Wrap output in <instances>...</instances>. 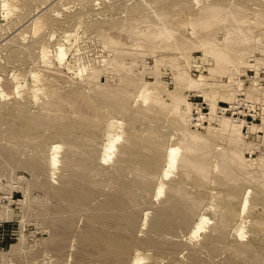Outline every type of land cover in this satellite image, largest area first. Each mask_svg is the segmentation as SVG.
Here are the masks:
<instances>
[{
  "label": "rangeland",
  "instance_id": "1",
  "mask_svg": "<svg viewBox=\"0 0 264 264\" xmlns=\"http://www.w3.org/2000/svg\"><path fill=\"white\" fill-rule=\"evenodd\" d=\"M49 1L50 0H8V2L10 3V9H11L9 11V14H6L5 10L1 11L2 9H0L1 11L0 12V85H2V87L0 86V91L3 89L5 93L7 92L9 93V94H6V96L8 95L6 97L4 95L1 96V92L3 91L0 92V264H53V262L56 259L57 260L60 259V261L63 260L65 264H76V263H79L80 261H82V264L84 261H86V263L88 262L92 263L93 261L94 264H99V263L116 264L117 262H121V263L126 262L128 264L131 257L136 252V250H139L141 253L145 254L146 256L147 260L144 259V262L145 261L146 262L142 264H149V263L151 264L152 263L153 264H264V193H262L264 192L262 191L264 190V188L262 187V190H260L261 188L259 187L261 184H257V183H262L261 179H264L261 173L256 172V174H258L259 176L262 175L263 178H259L258 175L254 176L255 174H253V178H252L251 176L252 174L251 175L249 174L251 177H249V175H245L241 179L247 180L246 178L243 179L246 176H248L249 179L250 178L252 179L247 180V181H242V180H239L240 179L239 176L241 177V175H239L237 178L238 181L234 180L236 182H230L232 180L227 179L229 180L227 182L225 178L223 179V181L222 179L220 180L222 176L220 175L219 172H217V170H215L214 172V169H213L210 172L211 175H209V178H207V180L205 179L206 181L202 180V182L201 181L199 182L198 178L195 177L197 175L196 173L192 172L191 176L188 173L186 174L185 172L183 173L184 169L182 168L181 163H177L175 166H172L177 169L175 168L173 169L172 167L165 166L169 164L168 156L165 151H164L165 154H163V152L162 153L160 152V154H163V156L161 155V157L163 158H160L159 152H152L151 155L149 152H147V154H149L148 162L149 160L151 161L153 160L154 162L156 161L155 163H152V162L149 163L150 165L158 164L159 162L157 158H159V160L161 159L160 161L161 164H158L160 166H158L159 168H157L158 171L156 172L157 174V177L155 178L156 180L154 179L156 183H153L152 185L153 187H151V189L149 190H142V189H139V187L138 189L134 188L133 190V188L131 187L132 188L131 191L135 193L137 200H138L137 202L138 205H136L133 208L135 209L134 213H136L134 217L136 215L138 216L136 217L138 221H135V224L137 223L138 224L135 225V228L133 229H130L125 225H122V223H120L121 225L119 223L115 224L117 225L115 227V225L111 226V224H113L115 219L117 218L116 214H118V212L114 213V212L108 211L109 209H103L104 207L102 206V204L105 203L104 201H106L105 200L106 197L108 196L110 192H112L110 190H112L114 186L122 187V188L129 186L127 184L131 183L132 178L130 177L131 176L133 177L132 172L128 170L127 172L124 173L125 176L124 174L123 175L117 174L118 176L116 175V177L114 176V177H111L110 179L105 176H101V177L99 176L98 178V176L96 175L95 176L91 175L92 177L88 175L89 176L88 178H92V180H97L98 182H100L99 184L95 186L92 185L91 187L94 189L98 188L100 190L99 192L98 189H96L98 191L97 192L93 189V191L95 192V194L94 192L93 194L94 195L97 194L98 198H96V196L94 197L93 195L92 198H94V200L91 198L89 200V204L88 203L80 204L79 202V203L72 204L75 207L71 208V203H74L73 201H75L76 196L70 191L69 188H67L68 190H66V187L61 188L64 185L60 182L61 178L57 176V175L63 174L61 173L63 171V166L62 167L61 165L58 166L57 170L54 171L51 169L49 165L46 166L47 165L46 164V165H43L44 167L43 166L38 167L37 171L35 172L36 165H34V168H33L32 167L33 165L31 164L32 161L28 164L27 162L29 161L26 162V159L29 158V160L30 159L33 160V158L36 156L37 157L39 156L37 159H40L42 157L40 155H42L43 151H44V154L47 155L48 151L46 149L50 150V148L53 146V143H57V144H54V146L55 145L57 146L58 144H60V142L62 144V145L60 144L61 146L64 145L65 142L64 143L62 142L63 141L62 138L56 135L57 133H59V125L40 126V127L38 126L35 128L31 127L30 129L27 130L26 133L22 135H18V137L20 136V140H18L19 141L18 144L20 145H18L17 142L13 144L14 141H17V139H19L18 137L11 138L13 132H19L21 130L20 127L18 126L21 122H26L30 114H33L39 111V107H41V105L43 104L42 99H45L46 97H47L46 99H48V97L51 95H54L51 97H55L56 94L58 95L61 94V95L66 96V95H70L68 93H72V95L70 96H72V98H77V96L73 97V94L78 93L79 97H81L78 100H81L84 98L83 99L84 101L88 100L90 101V104H93V102L91 101L95 100L93 98H95V93H96L95 84L96 83L100 85L102 84L105 87L106 86L111 87L112 85L114 86L119 85L121 82H119L120 78L118 77H120L119 74L121 72L118 73V71H121V70H119L118 67L113 66L112 59H114L113 57L115 58L118 57V56H115L116 54L117 55L122 54V53H119L118 51L116 52L118 48L122 50L123 48H126L128 49L127 52H129L130 54H128L127 52H126L127 54L123 53L124 55H126L124 56V60H126L124 62H127L126 64L127 66L129 62V60L127 59H130L131 57H133V59H130V60L131 61L133 60L135 64L138 62L136 65L134 63H131L130 65H132V68H134L133 70H135V72L140 71V74L139 73L138 74L141 76L139 75L138 76L142 78L141 81L143 82L141 83V85H148L147 84L148 82L156 83L157 81H154V80H159L158 81L159 84L160 82L161 84L162 83L165 84L161 86H166L165 89L162 87L165 90L163 93V96L166 94V91H168L169 89L173 90L176 87H180L179 90L181 94L185 97V100H188L192 103L193 102L196 103V105L193 103V106H191V110H190L191 115H197V111H199V110H196L197 108L198 109L200 108V111L202 112H208L209 104H208V101L206 102L204 96L200 95V92L198 90L192 89L190 87L188 88L184 86L185 84L177 86L176 82L178 81V79L176 78L177 77L176 73L178 70H180L179 68L183 67L187 71V73L191 76H196L199 78L200 77L207 78L209 81L213 82V84L218 82L217 83L218 86L217 84L216 86L212 84L214 87L212 88L209 87L210 89L206 88V90H208L209 93L211 92V90H213L212 93H210V95H213L214 99L216 100L217 110L219 114H221L222 116L224 115L231 116L232 119L233 117H235V119L238 118L237 120H240V118L245 119V124H244L245 126H242V129H241V131L243 132L241 137L244 138V141H242L243 139L241 138L240 139L241 141L239 140L240 142L237 143V145L239 144L238 149L241 150L242 152V158L245 159L244 160L245 162L247 161L246 164L248 163V167L249 165L252 166L253 172H255L256 170H258L256 167H258L259 164L257 163L258 161H260L259 159H261L259 157L264 156V141H263L264 133L261 130L251 136L250 134L246 133V130H247L246 124H252V123L261 124L264 122V19H263L264 18L263 17L264 0H200L199 5L201 6L203 5V3L205 5L213 4L214 1H218V3L215 2L214 4L224 5L223 6L224 9L221 7V9L223 10L222 12L220 10V13H222L223 16H226V13L227 15L231 14L230 17L232 20H234L233 22H230L231 19H229L226 16V20L229 19L230 21H225V22H229L228 26H230L231 27L230 29H232V34H231L230 39H232V41L234 39L235 40L239 39L237 41H234V43L235 42L238 43L236 45L238 49H240V46H241L242 53H243L242 48H246L244 49L245 50L244 52L246 53L238 55V57L241 58V59L238 58V60H236L237 58L233 57V56H236L234 55L236 52H234V54H232V52L228 53V56L229 57L232 56L233 58L230 57V59H232L231 61H223L225 62V64L223 65V68L218 67L222 65L223 62H216V59L213 57L211 53L209 52L204 53L203 50L199 49L198 47H195L197 45H194V44H199L200 42H202V39L204 37L203 35H206V36L214 35V37L218 40H215L212 38V41L215 40L216 42L221 41V39H224L223 35L226 34L225 32L229 31V27L227 26H225L227 28L223 27V25L227 24L222 21L223 18H221V20H218L216 22L217 24L212 23L213 24L212 25L211 23H209L210 26H208L207 24L206 25L207 27H205V25L203 26L204 28L199 27L200 30L198 33L189 31L190 29H188L187 27L188 24L186 23H185L186 26H182L184 22H186V20L187 21L189 20L190 18L189 15H191L192 13V11L188 12L189 7L191 10L192 9L197 10L199 7H201L199 5L198 6L196 5V7L198 8H196L195 6L191 8V6L185 5L187 4V2L189 5H192L196 3L195 0H191V1L182 0L184 1L183 7L182 5L181 6L179 5L171 6V3L172 5L178 4L179 0H168L169 2H167L166 0L165 1L158 0L159 2L157 0H60V1L51 0L50 2ZM56 1L57 3H55ZM162 1L166 2L167 5L164 4L165 5L164 6L162 4L164 2ZM0 2H1L0 8H3V5H2L3 0H0ZM44 4H47V5H44ZM159 4L163 5L161 6L162 8H159ZM239 4L242 6H240ZM166 7L167 8L172 7L173 9H175L174 7H181V9L177 8L175 9L176 11L173 10L172 8L169 9L168 10L169 13H171L173 16H171V14L167 15V12L163 13L164 16L162 14L160 16L162 18L163 17L165 18L166 17L165 15H167L166 18H168L167 19L168 21L166 20V18L164 20L162 18L161 19L159 18V20H162L160 22L158 20V17L160 16L156 17L155 14L156 13L158 14V10H160L159 12H161L162 11L161 9L163 8H165L164 11H166L167 10ZM244 7L246 8L244 9ZM157 8L158 10L154 11ZM231 8L232 10H234L235 8H240L239 10H241L242 8L243 10L238 11V9L237 10L235 9L236 11L231 12V10H229ZM142 10H144V12H142ZM170 10L174 11L173 13H176V14H173L172 11ZM196 10L194 11L196 12ZM145 11L148 13L149 16L146 15V17L144 18L145 14L143 13H145ZM237 11L239 14L236 13ZM138 12H141V13H138ZM154 12L155 14H152ZM1 13L4 15L2 16ZM139 14H142V15L139 16ZM232 14H237L239 16L243 14L244 17L241 16L243 17L242 19H244L243 22L241 21V18L240 20L239 19L235 20V17L237 19L238 16L232 15ZM133 15H135L134 17H136V19H139L137 21H140V23L139 22L136 23V20L133 19L134 18ZM34 16H37L39 18L42 17L40 21H43V23H46L45 25L43 23L42 24L40 23L41 25L40 24L38 25L39 26L38 28L40 29H38L36 33L34 31L36 30L37 27L34 28L36 24L34 25L35 21H33V18H32ZM232 16H235L234 19L232 18ZM2 17L4 19H2ZM24 17L27 19H25ZM172 17L174 18V20ZM176 17L178 19H175ZM128 18H131V19L129 20ZM245 18L247 21L245 20ZM149 20L153 22L150 24V26L152 25L157 28H153V27L151 28L150 26L147 27L149 24L146 22ZM175 20L178 22H176ZM181 20L182 21L185 20V21L183 23L179 22ZM235 21H239V22L236 23ZM128 22H130L131 24H129ZM154 22H157L158 24L155 23L154 25ZM221 22L223 24H221ZM15 23H16V26H15ZM121 23H124L125 26L124 24H121ZM132 23L137 24V27L143 26V23H146L147 24L146 28H143L144 26L141 27V30H142L141 32L145 35L137 31V29L139 28L134 27L133 29L132 27H130V25L131 26L134 25ZM160 23H163V25L166 26L169 32H167L165 27L164 28L160 27L161 26ZM175 23H179V25L178 24L176 25ZM233 23H235V25H233ZM112 24H116V27H113L114 25ZM118 24L120 25V27ZM159 24L160 26H157ZM239 25L243 29H241ZM235 26L237 29L239 30L241 29L240 31L243 30L242 31L244 32L243 35L247 34L249 38L243 39L245 35L241 37L239 36L242 34H238V36L240 37L238 38L237 34L235 35L234 33L235 29L233 27ZM159 27L161 28L162 31H166L165 32L166 34L168 33L169 35L168 38L166 37L163 39L160 38L159 40L158 37H155L156 36L155 33L156 31L157 32L159 31L158 29ZM114 28H117V29H114ZM128 28L130 29L128 30ZM135 29L136 31H134ZM151 29H158V30L155 31ZM143 30L149 33L146 35V32H143ZM201 30H204V31L202 32ZM127 31L129 32V36L132 35V37L134 38L136 36H133V34H131L130 32L134 31L137 34L140 33V35L138 34V36L140 37L141 41L140 40L138 41V39H134L132 37H131L132 38L131 41H134V42L129 41L128 40L129 36L127 35L128 34ZM206 31H209L210 34ZM236 33H239V32H236ZM149 34L151 36L154 34L153 36L156 40L153 38V41H152L150 38H145L146 36L151 37V36H148ZM259 34H261L262 36ZM232 35H234V38H232L233 37ZM126 36H128V38ZM200 36L202 37L200 38ZM107 37H109L110 39ZM67 38H70V39L66 40ZM9 39H13V41ZM74 39H76L77 42L74 41ZM107 39L109 40L107 41ZM241 40L242 42L243 40L246 42L242 43ZM40 41L41 43H39ZM230 41L227 44L229 45L228 48L235 46L234 43L232 44L231 43L232 41L231 42ZM6 42L9 43V44L7 43L8 46L5 45ZM114 42H116V44ZM69 43L71 44V46ZM132 43L134 45H132ZM218 43H223V41L218 42ZM218 43H215V44L217 45ZM33 44H36L38 47L36 45L33 46ZM61 44L70 46V48H68L69 55L67 54V61H66L69 64V67L60 66L55 63V54H56L58 46ZM25 45H27V47H25ZM128 45L129 47H127ZM220 45L223 46L225 44L223 43ZM259 46L263 47L262 52L258 51ZM13 47L17 49L16 53L14 52L15 49L13 51ZM224 47H225L224 49L227 48L226 45ZM42 48H46L44 49L46 51L48 48L49 50L47 51V53L50 54L51 57L48 58L46 57L45 54H42L43 53L41 50ZM237 48L235 49L234 47L235 50H237ZM136 49L137 50L139 49L138 51L140 52H138ZM12 51L15 54H12L11 53ZM134 52H136L137 55H133L135 54ZM170 54L174 57L172 58ZM181 54H185V56ZM142 55L144 56V58ZM242 55H244V57ZM121 56L123 55H120V57ZM135 56L136 58L138 57L137 59L138 61L134 59ZM159 56H161V58ZM166 56L169 58H167ZM107 58L108 60L105 61V59ZM166 58L169 59V61ZM170 58L172 60H170ZM74 59H76V61ZM174 59L175 60L177 59L176 62ZM166 61L167 63H170V65L165 63ZM186 61L190 63L189 66ZM108 62L110 63L108 64ZM174 62L177 63L178 65L174 64ZM252 62H254V64ZM171 63H173L174 65ZM216 63L219 65H216ZM251 63L253 65H249ZM184 64L187 66H184ZM72 65L73 66L75 65V66L72 67ZM214 65L217 67L214 68L215 67ZM81 66L82 67L87 66L86 67L87 73L85 71L83 72V74L82 72H79L81 71L80 70L82 68ZM173 67L178 68V70ZM149 69L150 71L147 72L146 70H149ZM216 69H219V70H216ZM88 70H91L92 73L89 72ZM34 72L38 74V77H39L38 80L32 77L33 76L32 74H34ZM88 72L90 73L89 76H87L89 74ZM141 72L143 73L141 74ZM80 73L84 76H81ZM154 73H155V76H154ZM79 74L81 77L78 76ZM157 74L159 75L157 76ZM91 77H95V78H91ZM157 77L159 79H156ZM13 78L14 79L16 78L19 81H21L20 83L22 84V87H23V88L20 87L21 96H19V94L17 95L15 92V89L13 88L16 85L15 83L16 80H14ZM89 78L94 79L97 82L91 81V83L92 82H95V83L94 84L88 83V81H90L88 80ZM253 78H255V80H253ZM251 82H254V83H251ZM220 83L221 84L228 83V84L227 85L224 84V86L222 85L220 86L219 85ZM90 84L94 86V88L92 89H95V90L89 89L91 88L89 87ZM23 85L24 86L26 85V86L24 87ZM37 86L38 88L40 87V89L37 91L38 93L37 92L34 93L35 92L34 88H36ZM82 87L84 88V90ZM21 88L24 90H22ZM80 88H82L81 92L78 90ZM34 94L37 96L36 97L33 96ZM16 95L19 98H17ZM91 96H94V97L90 98ZM32 97H35V98L38 97V98L36 100L35 98H32ZM25 98L30 101L27 103L28 107H30V108L27 107V109H29V112L27 111L26 113L23 110H19L13 113L12 112L13 109L10 107L14 108L13 105H16V104H12V103L20 102L21 103L20 106H19V103H17L18 106H15V108L17 109L18 107L20 109H25V106H27L25 105V103L27 102V100L26 102L24 101ZM164 98L166 101H168L166 95L164 96ZM222 99H227L228 101H223ZM83 100H81V102L79 101V103H83ZM88 101H86V103ZM135 102L134 100L131 99V103H133L134 105H137L136 107L133 105V108L134 107L137 108L138 106H140L139 105L140 101L139 103L138 101H135ZM3 105H6V106H3ZM79 105L80 104H77L76 106H79ZM219 105L222 107H229V110L222 112ZM86 107H92V106L87 105ZM107 108L108 107L106 105H103V106L101 105L99 109H96V111L100 112V113L98 112L99 115L95 114L96 111L93 114L94 116L95 115L98 116V118L95 117L94 121H95V126H98V129L97 130L95 129V131L98 132V134H100V136L98 135L99 136L98 140L100 143H106V141L108 142L111 135H118L119 133L123 135H126V133L130 134L129 130L131 131L132 135H134L133 133L136 134L139 131L142 132L141 135L143 134L146 135L147 131H144V129H148V128L156 129V131L158 128H160L159 130L161 131L159 132H163L161 134H163V136L165 134V136L163 137L161 134H156V135L154 134L155 136H157L154 139L157 140L158 137L161 135L159 139L166 140L165 141L167 142L165 143L166 148H170L172 146L173 144L172 140L174 141L176 140L178 142L180 139L178 137V136H181V134L178 135V133L180 132L179 129L176 130L174 126L173 128H169L170 126L169 127L166 126V125H169V123H166V121L169 119L171 120L173 117V114L171 117L170 113L169 114L167 113V111H169L168 109L165 110L166 113L165 112L164 114L161 113L163 114V116H161L160 114L161 118H145L144 119V117H141L140 119L139 118L140 116H130V115H133L132 112L131 114H129L130 112L129 113L120 112L119 110H116V109L112 110L113 108L111 107H109L110 110L108 109L109 111H111L109 112ZM126 114H129V115L126 116ZM76 117H79V116H76ZM76 117L67 119L66 122L71 123V124L78 123L80 119L85 118V117L83 118V116L82 117L80 116L81 118H76ZM131 117L133 118L131 119ZM134 117H135V120L137 121L133 120ZM136 117L139 118V120L136 119ZM129 119H131L132 121L131 120L129 121ZM27 125L29 126V124ZM209 125H210L209 122L205 119L202 120L201 124H194L190 120H188V124L186 127L190 131H194V132L196 131L200 134H205L208 128H211L212 130L215 131L216 129L213 127H217V128L219 127L218 122L216 121L211 123V125L213 126L209 127ZM17 134L18 133H16L15 135ZM49 135H52V136H49ZM141 135H139V137ZM53 137L54 138L58 137V138L54 139ZM36 139L43 142L42 144H44L43 146H45L44 147L45 149L41 147L42 145H40V147L38 146L36 147V148H39L40 150L35 149L34 145H36V142H34L35 143L34 144L33 141H35ZM43 139L46 142H44ZM220 139H223V140H220ZM56 140H59V141L57 142ZM27 141L29 145L26 143ZM29 141L32 143H30ZM212 141L213 142L209 144L212 146L208 147L209 151L208 150L207 151H208V155H211V157L209 156L208 159L210 160L212 159L211 164L214 165L215 162H217L216 159H218L216 158V155H218L217 153L220 152L219 149L222 148L223 146H224L223 149H229L234 144H230V142L228 143V141L224 139L222 135H214ZM121 142L119 141L117 145L119 146ZM37 143L39 142L37 141ZM11 144L14 146L18 145L19 148H17V146L14 147ZM50 144L52 146H50ZM20 146L23 148L21 149ZM30 146H33L34 149L31 150ZM65 147H67V145L63 146L64 149ZM26 148H28V150L30 151L28 152ZM59 149H62V148H59ZM99 149H100L99 147L98 149H96L98 154L100 153ZM24 150H27V151H24ZM36 150H38L39 154L40 153L41 154L40 155L37 154L38 152ZM66 150L63 151L62 149V151L59 152V154L64 155L62 153L66 152ZM33 151L36 152V156H33L34 153H31ZM117 151H119V148L118 150L114 152L112 156L113 157L112 159L114 160H116V158L118 157ZM214 152L216 155L214 154ZM153 153H156V154H153ZM157 153H158V157H156ZM209 153H212V154H209ZM154 155L156 158L153 157ZM94 158H96L97 160ZM37 159L34 158L35 161H37ZM59 159H62V157H59ZM112 159L109 160L110 162L108 161L105 162V161L99 160V157H96L95 155L94 157H91L89 164H91L90 166H93V165L98 166L95 169L100 168V169L105 170L106 168H108V169H111L112 171L113 163H114V160ZM24 161L26 163H24ZM32 163H35V162H32ZM59 164L61 163L59 162ZM29 166H31L32 168ZM26 167H28L29 169ZM46 167L48 168V170H46L47 169ZM160 167H163L161 170L162 172L159 170L161 169ZM250 168L249 170H251ZM108 169H106L105 171H110ZM165 170L166 171L168 170V172H170L171 170V173H168L169 175L164 176L163 171ZM52 171L54 174L52 173ZM253 172H250V173H253ZM36 173L40 175L38 176ZM58 173H61V174H58ZM171 174H173V176ZM194 174L195 176H193ZM44 176L47 178L45 179ZM254 177L256 178L258 177V179H260L261 182H258V180H255L256 178ZM42 178L43 180H41ZM49 179L51 182L49 181ZM58 179L60 181H58ZM169 179H172L173 181L171 180L169 181ZM79 180H81V182H84V183L86 182L85 179H79ZM194 180L198 182H195ZM161 182H163V184L165 185V190H164L165 193L164 192L159 193V189H157ZM175 182L177 183V185L174 184ZM170 184H173L171 186L175 185L179 187L178 189L184 190L183 192H186V193H187V190H190V192L187 193V196H190L189 197L190 199L194 198V196L195 197L197 196L196 197L197 200H201V201H198L199 208L197 207L198 209H196L195 213L199 212L201 216L209 217V219H207L206 217V220L208 221H206V223L204 221L205 224L202 221V226L205 227V230H204V227H202V230L201 229L195 230L192 227L194 226L195 223H197V221L201 217L198 213L196 215L194 213L195 218H193L194 215L191 214L190 216L192 218H189V217L187 218L189 219L188 222L186 223L187 225L183 224L181 222L183 220L182 218L183 216L181 214L185 210L184 205H181V204L173 205L170 202L168 203V208H170L171 212L176 215V218H173L170 222L171 223L170 226L164 229L167 231L162 230L159 232L157 230H154V228L157 226V223H158L156 222L158 221L157 216H156L157 210L160 207H162V204L164 203V201L167 200V197L169 195L167 191L170 192L169 191ZM195 184L196 185L198 184V185L196 186ZM96 186H99V187H96ZM45 187L47 188L46 189L47 191L45 190ZM232 188L237 190L238 193L240 192V194H238L239 196L231 197L230 191L232 190ZM138 191L140 193H138ZM257 191L258 193H262V195L256 194ZM45 192H48V193H45ZM50 192L51 194H49ZM171 193L170 195H174L172 191ZM46 194L47 196L44 197ZM55 194H57V196ZM256 195H258V197ZM246 196L248 197L249 201L247 203V206L244 207V200ZM47 197L48 198L51 197L52 199L51 198L48 199ZM34 198L36 199L34 200ZM168 198H171V197H168ZM45 199H46V202H45ZM69 199L72 201H67ZM100 199L104 201H98ZM63 200L67 201L68 203ZM51 202L53 203L51 204ZM99 202L100 204H98ZM55 204H58V205H55ZM42 205H47L49 209L51 210L53 209L54 212L53 213H50L51 211L48 213L42 212L41 210ZM99 205L101 208L99 207ZM68 208L71 210H69ZM62 209L63 210L65 209V211H67V215H64L66 212L65 211L63 212ZM76 209L78 213L75 212ZM126 210H129V208ZM3 211H5V213ZM55 211H59V212L62 211L63 214L62 213L60 214L58 212L56 213ZM106 211H108L109 214ZM2 213L4 216L1 215ZM8 213H12V215H9ZM111 213L113 215H110ZM154 213L156 217H154ZM62 215L64 216L62 217ZM184 215L186 214L184 213ZM223 215L226 217L225 220L224 219L223 220L226 221L228 227L226 228L224 227L225 231L223 229L224 232L221 231L222 233H220V231L216 232L217 230L214 229L216 224L214 223H217L219 220H221L219 222V225L223 224L224 226H226L225 222L222 220V217L224 218ZM113 216L115 217V219ZM107 222L109 223V225H106L108 224ZM190 223H192V226ZM212 224H214V226ZM156 228L158 229V227ZM191 229L192 230L194 229V231L192 232ZM210 229L211 231L209 232ZM168 231L172 232L173 234L171 235V233H168ZM20 233L22 234V238H20L21 236ZM151 238L154 239L153 242H151L152 241ZM190 238H192L193 240ZM15 243L21 244V245L17 244L19 245L17 246L18 248L16 247L15 249L17 252H9L11 249L10 248L11 245ZM236 244H237V247H235ZM247 244L249 247L246 246ZM238 245L241 247V249L247 248V250H244V251L242 250L243 251L242 252ZM107 248L109 250L113 249L112 252L110 253L108 252L106 254L105 251ZM235 248H237V250H235ZM106 256L107 257L111 256V257L108 258L107 260ZM99 258L101 259V261L99 260ZM60 261H58L59 262L58 264H61ZM103 261L105 262L103 263ZM107 261H110V262H107Z\"/></svg>",
  "mask_w": 264,
  "mask_h": 264
},
{
  "label": "bare ground",
  "instance_id": "2",
  "mask_svg": "<svg viewBox=\"0 0 264 264\" xmlns=\"http://www.w3.org/2000/svg\"><path fill=\"white\" fill-rule=\"evenodd\" d=\"M51 1V0H50ZM49 1V2H50ZM60 1V0H59ZM158 1V0H157ZM165 1V0H164ZM164 1H162V2H164ZM167 2H169L168 0H166ZM186 1V0H185ZM191 1V0H190ZM196 1V3H194V4H192V5H189L188 4V2H187V4H185V5H188V6H191V8L193 7V6H195L196 7V5L198 6L199 4H200V0H195ZM9 2H11V1H9ZM8 2V0H3V3H2V5H3V8H0V9H2L1 11H4L5 10V12H6V14H9V11L11 10L10 9V3ZM159 2V1H158ZM174 2V1H173ZM184 1H182V0H179V3L178 4H175V5H172V3H171V1H170V3H171V6H176V5H179V6H181L182 5V7L184 6V3H183ZM205 2V1H204ZM207 2V1H206ZM215 2H217L218 3V1H214V3ZM1 3V2H0ZM27 3V2H26ZM48 3V2H47ZM55 3H57V1L55 2ZM175 3V2H174ZM173 3V4H174ZM177 3V2H176ZM208 3V2H207ZM211 3V2H210ZM207 4V5H205L204 3H203V5L201 6V5H199V6H201V7H196V8H198L197 10L196 9H190V7H189V9H188V12L189 11H192V13H191V15H189L190 16V18H189V20L187 21L186 20V22H184V21H179V22H184V24L182 25V26H186L185 25V23L186 24H188V29H190L189 31H192V32H196V33H198L199 32V30H200V28L199 27H201V28H204L203 26L205 25V27H207L206 25L208 24V26H210V24L209 23H213V24H217L216 22L218 21V20H221V18H223V22L224 23H227V24H225V25H223V27L224 28H227V27H229V31H227V32H225L226 34H224L223 35V37H224V39H221V41H223V43L226 45V49H224L225 47V45H220V44H223V43H218V42H221V41H215V40H218V39H216L215 37H214V35L212 36V35H208V36H206V35H203L204 37H203V39H202V42H200L199 44H194V45H197V46H195V47H198L199 49H201V50H203V52L205 53V52H209V53H211L212 55H213V57L216 59V62H223V61H231L232 59H230V57H232V56H228V53H231L232 52V54H234V52H236L234 55H236V56H233L234 58H237L236 60H238V58H240V57H238V55H241V54H244V53H246V52H244L245 50L244 49H246V48H242V50H243V53H242V51H241V46H240V49H238L237 47H236V45L238 44L237 42H235L234 43V41H237V40H239V39H234L233 41H232V39H230L231 38V34H232V29H230L231 27L230 26H228V23L229 22H225V21H230L229 19H231V14H228L227 15V13H226V16L229 18V19H227L226 20V16H223L222 15V13H220V10H221V12H222V10L224 9V5H222V4ZM235 3V2H234ZM49 4V3H48ZM52 4H53V2H52ZM163 5L164 4H166V2H164V3H162ZM246 4V3H245ZM26 5H28V4H26ZM30 5V4H29ZM44 5H47V4H44ZM163 5H160L159 4V8H162L161 6H163ZM167 5V4H166ZM170 5V4H169ZM168 5V6H169ZM218 5H220V6H218ZM236 5H238V4H236ZM240 5V4H239ZM0 6H1V4H0ZM25 6V5H24ZM41 6V5H40ZM93 6V5H92ZM141 6V5H140ZM165 6V5H164ZM233 6V5H232ZM240 6H242V5H240ZM11 7H12V5H11ZM52 7V6H51ZM88 7V6H87ZM86 7V8H87ZM139 7V6H138ZM186 7V6H185ZM194 7V8H195ZM221 7L223 8V9H221ZM237 7H239V6H237ZM37 8V7H36ZM140 8V7H139ZM167 8V7H166ZM172 8V7H171ZM171 8H167V10L166 11H164L165 10V8H163V9H161L162 11L161 12H159L160 10H158V8L156 9V10H154V11H157L158 10V14L156 13L155 14V12L154 13H152V14H155L156 15V17H158V16H160L161 14L163 15V13H166L167 12V15H170L171 13H169V9H171ZM175 9H177V8H179V9H181V7H174ZM229 8H230V6H229ZM243 8V7H242ZM241 8V10H243ZM246 7H244V9H245ZM255 8V7H254ZM173 9V8H172ZM175 9H173V10H175ZM184 9V8H183ZM226 9H228V8H226ZM236 10L238 9V11H241V10H239L240 8H235ZM232 10V8L231 9H229V10H231V12H233V11H236V10ZM138 10H140V9H138ZM194 10H196V12L194 11ZM258 10V9H257ZM0 11V12H1ZM22 11H24V10H22ZM30 11V10H29ZM129 11V10H128ZM170 11H172V10H170ZM176 11V10H175ZM238 11L236 12V13H238ZM256 11V10H255ZM142 12H144V10H142ZM174 11H172V13H173ZM224 12H226V11H224ZM228 12H230V11H228ZM4 13V12H3ZM22 13V12H21ZM20 13V14H21ZM24 13V12H23ZM26 13V12H25ZM28 13V12H27ZM43 13V12H42ZM81 13V12H80ZM130 13V12H129ZM131 13H132V11H131ZM137 13V12H136ZM138 13H141V12H138ZM147 12L145 11V13H143V14H145V16H144V18L146 17V15H148V13L146 14ZM169 13V14H168ZM255 13V12H254ZM258 13V12H257ZM2 14V13H1ZM134 14V13H133ZM173 14H176V13H173ZM223 14H225V13H223ZM239 14V13H238ZM263 14V13H262ZM4 14H2V16H3ZM22 15V14H21ZM34 15V14H33ZM38 15H40V14H38ZM135 15H137V14H135ZM135 15H133V17L135 16ZM140 15H142V14H139V16ZM167 15H165L166 17H167ZM232 15H237V14H232ZM256 15H258V14H256ZM17 16V15H16ZM49 16V15H48ZM149 16V15H148ZM164 16V15H163ZM171 16H173L172 14H171ZM176 16V15H175ZM238 16V18L236 19V17L235 16H232V18L234 19V17H235V20H240V18H241V21L243 22V20L244 19H242L244 16H243V14L241 15V16H243V17H241V16H239V15H237ZM252 16H253V14H252ZM255 16V15H254ZM7 17V16H6ZM19 17V16H18ZM35 17V18H34ZM34 17H32L33 18V21H35V23H34V25L36 24V26H34V28H36V30L34 31L35 33L37 32V30L38 29H40V28H38L39 26V24L41 23H43V21H40L41 20V18L43 17V15H42V17L41 18H39V17H37V16H34ZM129 17H131V16H129ZM133 17H131V18H133ZM165 17V18H166ZM224 17H225V19H224ZM256 17V16H255ZM263 17H264V15H263ZM262 17V18H263ZM20 18V17H19ZM22 18V17H21ZM25 18V17H24ZM131 18H128L129 20L131 19ZM159 18L161 19L162 17L160 16V17H158V20H159ZM164 17L162 18L163 20L165 19ZM173 18V17H172ZM258 18V17H257ZM262 18H260V19H262ZM2 19H4L3 17H2ZM17 19V18H16ZM25 19H27V18H25ZM31 19V18H30ZM29 19V20H30ZM39 19V20H38ZM48 19V18H47ZM134 20H136V23L137 22H139L140 23V21H137V20H139V19H136V17H134L133 18ZM141 19H143V18H141ZM168 18H166V20H167ZM175 19H178L177 17L175 18ZM186 19V18H185ZM187 19H188V17H187ZM264 19V18H263ZM18 20H20V19H18ZM24 20V19H23ZM127 20V19H126ZM173 20H174V18H173ZM180 20V19H179ZM245 20H246V18H245ZM39 21V22H38ZM49 21H50V19H49ZM48 21V22H49ZM142 21V20H141ZM155 21V20H154ZM160 22L162 21V20H159ZM159 21H157V22H159ZM168 21V20H167ZM176 21V20H175ZM234 20H232L231 19V21L230 22H233ZM241 21H240V23H241ZM247 21V20H246ZM256 21V20H255ZM254 21V22H255ZM258 21V20H257ZM262 21V20H261ZM20 22H22V21H20ZM29 22V21H28ZM132 22V21H131ZM143 22V21H142ZM157 22H154V25H155V23L156 24H158ZM176 22H178V21H176ZM236 23H238L239 21H235ZM245 22V21H244ZM13 23V22H12ZM17 23V22H16ZM16 23H15V26H16ZM25 23V22H24ZM27 23V22H26ZM129 24H131L130 22H128ZM127 23V24H128ZM138 23V24H139ZM146 23H148L149 25L147 26V24ZM146 23H143V26H138L137 27V24H134V23H132V24H134V25H130V27H132L133 29H134V27H137V28H139V29H137V31L138 32H140V33H142L141 31V27H143V28H146V26L147 27H149L150 26V24L151 23H153V22H151L150 20L149 21H147ZM218 23H220V22H218ZM252 23V22H251ZM23 24V23H22ZM40 24V25H41ZM44 25L46 24V23H43ZM121 24H124V23H121ZM146 24V25H145ZM160 24H161V26H160ZM159 25H157V26H160V27H162V28H166V26H164L163 25V23H160ZM176 25L178 24L179 25V23H175ZM212 24V25H213ZM221 24H223L222 22H221ZM11 25H13V24H11ZM112 25H114L113 27H116V24H112ZM119 25V24H118ZM231 25V24H230ZM233 25H235V23H233ZM43 26V25H42ZM124 26H125V24H124ZM225 26H227V27H225ZM232 26V25H231ZM240 26V25H239ZM239 26H238V28H239ZM14 27V26H13ZM21 27V26H20ZM119 27H120V25H119ZM123 27V26H122ZM121 27V28H122ZM151 28L153 27V28H157V27H155V26H150ZM158 28L159 29V31L157 32L156 30H158V29H151V30H155L156 31V33H155V37H158L159 38V40H160V38H168L169 37V35H168V33L166 34L165 32L166 31H162L161 30V28ZM11 28V27H10ZM112 28V27H111ZM199 28V29H198ZM234 29H235V35L237 34V36H238V34H242V35H239L240 37L241 36H244L243 37V39L244 38H249L248 37V35L247 34H244L243 35V33L244 32H242V31H240L241 29H243L241 26H240V30L239 29H237L236 28V26L235 27H233ZM24 29V28H23ZM22 29V30H23ZM114 29H117V28H114ZM130 28H128V30H129ZM237 29V30H236ZM122 30V29H121ZM147 30V29H146ZM150 30V29H149ZM166 30H167V28H166ZM207 30V29H206ZM226 30H228V29H226ZM231 30V31H230ZM13 31H15V30H13ZM20 31V30H19ZM134 31H136V29L134 30ZM134 31H132V32H130L131 34H133V36H136L135 38L134 37H132V35L131 36H129V32H128V36H129V41H131L132 40V38H134V39H138V41L140 40V37L138 36V34L140 35V33H135ZM202 32L204 31V30H201ZM143 32H146V35L149 33V32H147V31H144L143 30ZM167 32H169V30H167ZM206 32H208L209 33V31H206ZM236 32H239V33H236ZM240 32H242V33H240ZM101 33V32H100ZM108 33V32H107ZM106 33V34H107ZM152 33H153V31H152ZM151 33V34H152ZM22 34V33H21ZM143 34V33H142ZM141 34V35H142ZM170 34V33H169ZM210 34V33H209ZM263 34V33H262ZM70 35V34H69ZM143 35H145V34H143ZM154 35V34H153ZM152 35V36H153ZM172 35V34H171ZM197 35V34H196ZM259 35H261V34H259ZM71 36V35H70ZM128 36H126L127 38H128ZM139 38H138V37ZM148 36H151L150 34L148 35ZM145 37V38H150L152 41H153V38H154V36L153 37ZM212 36V37H211ZM233 37L232 38H234V35H232ZM238 36V38H240ZM262 36V35H261ZM12 37V36H11ZM110 37V36H109ZM109 37H107V38H109ZM132 37V38H131ZM202 36H200V38H201ZM15 38V37H14ZM212 38L213 39H215L214 41H212ZM70 38H67L66 40H69ZM110 39V38H109ZM109 39H107V41L109 40ZM133 39V40H134ZM155 39V38H154ZM259 39H261V38H259ZM9 40H11V41H13V39H9ZM39 40V39H38ZM156 40V39H155ZM199 40V39H198ZM220 40V39H219ZM232 42H231V41ZM246 40V39H245ZM10 41V42H11ZM37 41V40H36ZM74 41H76V39H74ZM74 41H73V43H74ZM128 41V42H129ZM141 41V40H140ZM231 42L232 44L234 43V47H235V49L237 48V50H235L234 49V47H231V48H228L229 47V45H227L228 44V42ZM31 42V41H30ZM33 42V41H32ZM68 42H70V41H68ZM77 42V41H76ZM131 42H134V41H131ZM241 42H242V40H241ZM243 42L245 43L246 41H244L243 40ZM242 42V43H243ZM7 43L8 42H6L5 43V45L6 46H8L7 45ZM37 43V42H36ZM39 43H41V41L39 42ZM43 43V42H42ZM109 43V42H108ZM115 44H116V42H114ZM130 43V42H129ZM139 43V42H138ZM193 43V42H192ZM215 43H218L217 45L215 44ZM240 43V42H239ZM9 44V43H8ZM13 44V43H12ZM30 44V43H29ZM70 44V43H69ZM77 44V43H76ZM136 44V43H135ZM231 44V45H232ZM16 45H18V44H16ZM34 45H36V44H33V46ZM39 45V44H38ZM114 45V44H113ZM132 45H134L133 43H132ZM230 45V46H231ZM14 46V45H13ZM37 46V45H36ZM41 46V45H40ZM45 46H47V45H45ZM44 46V47H45ZM58 46V45H57ZM70 46H71V44H70ZM70 46H67V45H64V44H61V45H59L58 46V48H57V51H56V54H55V63L57 64V65H60V66H65V67H69V64L66 62L67 61V54H68V48H70ZM217 46V47H216ZM220 46V47H219ZM222 46V47H221ZM12 47V46H11ZM16 47V46H15ZM23 47V46H22ZM25 47H27V45H25ZM29 47H30V45H29ZM38 47V46H37ZM117 47V46H116ZM124 47H126V46H124ZM127 47H129V45L127 46ZM219 47V48H218ZM34 48V47H33ZM14 47H13V51H14ZM30 49H32V48H30ZM44 49H46V48H42L41 50H42V54H45L46 55V57H51V55L50 54H48L47 53V51L49 50L48 48H47V51L46 50H44ZM126 50V51H125ZM132 50V49H131ZM137 50V49H136ZM139 50V49H138ZM137 50V51H138ZM234 50V51H233ZM241 52H240V51ZM11 52L12 54H15L16 53V51H17V49H15V53L14 52ZM29 51H31V50H29ZM40 51V50H39ZM119 52V53H122V54H119V55H117L116 53V55L115 56H118V57H113L114 59H112L111 61L113 62V66H116V67H118V69L119 70H121V71H118V73H120L119 75H120V77H118V78H120L119 80V82H121L119 85H112L111 87H105V86H103L102 84L100 85V84H98V83H96L95 84V89H96V93H95V98H93L94 96H91L90 98H93V99H95V100H92L91 102H93V104H94V102H95V104H94V106H93V104H90V101H88V100H83V99H81V100H83V103H79V101L81 102V100H78L79 98H81V97H79V95H78V93L76 94V93H74L73 94V97H76L77 96V98H72V96H70V95H72V93H68V94H70V95H58V94H56V96L55 97H51V96H54V95H51V94H53V93H51L50 95L51 96H49V97H51V98H49L48 97V99H46V101H45V99H42V105H41V107H39V111H37V112H35V113H33V114H30L29 115V117L27 118V121L26 122H21L18 126L20 127V131L19 132H13V134H12V137L11 138H14V137H18V135H22V134H24V133H26L27 132V130L28 129H30L31 127L32 128H35V127H40V126H50V125H59V133H57L56 135H58V137H61L62 138V142L64 143V145H67V147H65V149L63 148V146H61L62 144H61V142H60V144H58L57 146L55 145L54 146V144H57V143H53V146L50 144V146H52L51 148H50V150H48V149H46L47 151H48V153H47V155L46 154H44V151H43V153H42V155H40L39 154V152H38V150H36L38 153L37 154H39L40 156H42L40 159H37L38 157L36 156V152L35 151H33V152H31V153H34V155L33 156H36V157H34V158H36L37 159V161H35L34 160V158H33V160H29V158L28 159H26V162L27 161H29V162H27V164L28 163H30L31 161L32 162H35V163H32L31 162V164L33 165L32 167L34 168V165H36L35 166V168H36V170H35V172L37 171V168L38 167H42L43 165H46V166H50L51 167V169L52 170H57V168H58V166H60L61 165V167L63 166V171L61 172V173H63V174H61V173H58V174H61V175H57L58 177H60L61 178V181L58 179V181H60L64 186H60L61 188H65L66 187V190H68L67 188H69L70 189V191L73 193V194H75V196H76V199H75V201H77V202H75V201H73L74 203H71V208H73V207H75V206H73L72 204H75V203H79L80 202V204H86V203H88L89 204V200L93 197V195L95 194V192L93 191V189L94 188H91L92 187V185L93 186H95V185H97V184H99L100 182H98L97 180H92V178H88L89 176H91V175H96V176H98V178H99V176L101 177V176H105V177H107V178H111V177H116V175L117 174H120V175H123L125 172H127L128 170L130 171V172H132V174H133V177L131 176H129L130 178H132V180H131V183H129V184H127V185H129V186H127V187H125V188H122V187H117V186H114V188L112 189V190H110V191H112V192H110L109 194H108V196H107V194H106V201H104V200H98V201H104L105 203H103L102 204V206L104 207L103 209H109L108 211H110V212H114V213H117L118 212V214H116L117 216V218L115 219V217H114V219H115V221H114V223L113 224H111V226L112 225H115V224H120V223H122V225H125V226H127L128 228H130V229H133V228H135V225H137V224H135V221H138L137 219H136V217H138L137 215L134 217V215L136 214V213H134V210L135 209H133L136 205H138V200H137V197H136V195H135V193H133L131 190H132V188H133V190H134V188H137L138 189V187H139V189H142V190H149V189H151V187H153L152 185H153V183H156V177H157V174H156V172L158 171L157 170V168H159L158 166H160V165H158V164H161L160 163V161H161V159L159 160V158H157L158 159V164H154V165H150L149 163H155L153 160L151 161V160H149V162H148V159H149V154H147V152H149L150 153V155L152 154V152H159V155H160V158H163V157H161V155L163 156V154H165V152L167 153V156H168V163L171 165H165V166H169V167H172V166H175L177 163H181V166H182V168L184 169V171H183V173L185 172V174L186 173H188V174H190V176H191V174H192V172H194V173H196L197 175L195 176V174L193 175V176H195L196 178H198V181L200 182H202V180L204 181L205 179L207 180V178H209V175H211L210 174V172L214 169V172H215V170H217V172H219L220 173V175L222 176V178H220V180L222 179V181H223V179L225 178V180H227V179H229V180H232V181H230V182H236V181H234V180H237V178H238V176L239 175H241V177L239 176V180H242L241 178L243 177V176H245V175H251L252 176V178H253V174H255L254 176H257L258 174H256V172L257 173H261L262 175H263V177H264V156L263 157H259V158H261V159H259L260 161H258V163L257 164H259L258 165V167H256V166H254V167H256L258 170H260V171H258V170H256L255 172H253V168H252V166L251 165H249V167H248V163L246 164V162L244 161L245 159L244 158H242V152H241V150H239L238 149V145H237V143H239L241 140V136H242V131H241V129H242V126H245L244 124H245V119H242V118H240V120H237V119H235V117H233V119L231 118V116H228V115H224V116H222L221 114H219L218 113V110H217V103H216V100L214 99V97H213V95H210V93H212V91L213 90H211V92L209 93V91L208 90H206V88H209V87H214V86H216V84L218 83H215V84H213V82H211V81H209L207 78H202V77H196V76H191V75H189L188 73H187V71L183 68H179L180 70H178V68H176V67H173V68H176L178 71H177V73H176V75H177V79H178V81L176 82L177 83V86H180V85H184V86H186V87H190V88H192V89H196V90H198L199 92H200V95H203L204 96V98H205V100H206V102L208 101V104H209V111L208 112H202V111H200V108L198 109H196V110H199V111H197V115H191V113H190V110H191V106H193V103L192 102H190V101H188V100H185V97L181 94V92H180V90H179V88L180 87H176L175 89H173V90H168V91H166V96H167V99H168V101H166L165 100V98H164V96H163V93H164V89H165V87L166 86H161V85H165V84H161V82H160V84L158 83V81L159 80H154V81H157L156 83L155 82H148L147 84L148 85H141V83L143 82V81H141V77H139V76H141V75H139L140 74V71L139 72H135V70H133L134 68H132V65H130L131 63H134V61L132 60H130V59H133V57H131L130 59H127V60H129V62H128V65L126 66V64H127V62H124V61H126V60H124V56H126V55H124L123 53H126L127 51H128V49H126V48H123V50L122 49H117L116 50V52ZM121 51H123V52H121ZM135 51V50H134ZM143 51V50H142ZM258 51L259 52H262L263 51V47H258ZM51 52V51H50ZM53 52V51H52ZM138 52H140V51H138ZM146 52V51H145ZM181 52V51H180ZM128 54H130L129 52H127ZM126 53V54H127ZM135 54H133V55H137V53L136 52H134ZM142 53V52H141ZM146 54V53H145ZM50 55V56H49ZM69 55V54H68ZM120 55H123V56H121L120 57ZM150 55V54H149ZM169 55V54H168ZM171 55V54H170ZM174 55V54H173ZM176 55H178V54H176ZM181 55H184L185 56V54H181ZM180 55V56H181ZM41 56V55H40ZM43 56V55H42ZM139 56V55H138ZM143 56V55H142ZM172 56V55H171ZM170 56V57H171ZM243 57H244V55H242ZM45 57V56H44ZM45 57V58H46ZM81 57V56H80ZM154 57V56H153ZM158 57V56H157ZM160 58H161V56H159ZM167 57V56H166ZM174 56H172V58H173ZM229 57V58H228ZM232 57V58H233ZM242 57V58H243ZM253 57H255V56H253ZM43 58V57H42ZM112 58V57H111ZM120 58H122V59H120ZM140 58V57H139ZM143 58H144V56H143ZM167 58H169V57H167ZM166 58V59H167ZM176 58V57H175ZM178 58V57H177ZM210 58V57H209ZM54 59V58H53ZM79 59V58H78ZM82 59V58H81ZM135 60H137L138 59V57L136 58V56H135V58H134ZM155 59V58H154ZM158 59V58H157ZM199 59V58H198ZM241 59V58H240ZM253 59V58H252ZM72 60V59H71ZM75 61H76V59H74ZM106 60H108V58L107 59H105V61ZM144 60V59H143ZM156 60V59H155ZM168 61H169V59H167ZM170 60H172L171 58H170ZM175 60V59H174ZM173 60V61H174ZM177 60V59H176ZM176 60H175V62H176ZM201 60V59H200ZM50 61V60H49ZM69 61V60H68ZM138 61V60H137ZM164 61V60H163ZM190 61V60H189ZM146 62V61H145ZM157 62V61H156ZM155 62V63H156ZM160 62V61H159ZM174 62V64H177V63H175ZM187 62V61H186ZM49 63H51V62H49ZM80 63V62H79ZM110 62H108V64H109ZM138 63V62H137ZM136 63V64H137ZM158 63V62H157ZM165 63H167V61L165 62ZM188 63V62H187ZM193 63V62H192ZM253 64H254V62H252ZM249 64V65H253V64ZM81 64V63H80ZM88 64V63H87ZM135 64V63H134ZM133 64V65H134ZM135 64V65H136ZM167 64H169L170 65V63H167ZM171 64H173V63H171ZM173 64V65H174ZM186 64V63H185ZM184 64V66H187V65H185ZM189 64L190 63H188V66H189ZM225 64V62H223V64L222 65H220V66H218L219 68H223V65ZM55 65V64H54ZM153 65V64H152ZM178 65V64H177ZM200 65V64H199ZM216 65H219V64H217L216 63ZM75 66V65H74ZM73 65H72V67H74ZM143 66V65H142ZM150 66V65H149ZM181 66V65H180ZM204 66V65H203ZM215 66V65H214ZM64 67V68H65ZM71 67V68H72ZM78 67V66H77ZM82 67V66H81ZM87 67V66H86ZM85 66L84 67H82L80 70L81 71H79V72H82V74H83V72L85 71L86 72V70H87V68H86ZM104 67V66H103ZM112 67V66H111ZM146 67V66H145ZM217 66H215L214 68H216ZM138 68V67H137ZM149 68V67H148ZM151 68H152V66H151ZM186 68V67H185ZM196 68H198V67H196ZM212 68H213V66H212ZM68 69V68H67ZM78 69V68H77ZM89 69V68H88ZM103 69V68H102ZM147 69V68H146ZM172 69V68H171ZM234 69V68H233ZM72 70V69H71ZM98 70H99V68H98ZM98 70H96V71H98ZM136 70V71H137ZM152 70V69H151ZM173 70V69H172ZM216 70H219V69H216ZM232 70V69H231ZM260 70V69H259ZM69 71H70V69H69ZM77 71V70H76ZM89 72H91V70H88ZM116 71V70H115ZM142 71H144V70H142ZM147 72H149L150 71V69L149 70H146ZM175 71V70H174ZM234 71H236V70H234ZM88 72V73H89ZM93 72H95V71H93ZM157 72V71H156ZM245 72V71H244ZM87 73V72H86ZM92 73V72H91ZM139 73V74H138ZM143 72H141V74H142ZM234 73V72H233ZM74 74H75V72H74ZM81 74V73H80ZM80 74L78 75V76H80ZM81 74V76H84V75H82ZM98 74V73H97ZM175 74V73H174ZM33 76L32 77H34V78H36L37 80H38V74H36L35 72H34V74H32ZM90 75V73L87 75V76H89ZM139 75V76H138ZM159 74H157V76H158ZM230 75V74H229ZM255 75H256V73H255ZM257 75H258V73H257ZM80 76V77H81ZM86 76V75H85ZM154 76H155V73H154ZM98 77V76H97ZM91 78H95V77H91ZM175 78V79H176ZM230 78V77H229ZM259 78V77H258ZM14 79V78H13ZM156 79H159L158 77L156 78ZM231 79V78H230ZM14 80H16V85L13 87L14 89H15V92H16V94L18 95L19 94V96H21V94H20V87H22V84L20 83L21 81H19L18 79H14ZM88 80H90V81H88V83H91V81H96V80H94V79H88ZM253 80H255V78H253ZM150 81V80H149ZM97 82V81H96ZM25 83V82H24ZM93 84L95 83V82H92ZM91 83V84H92ZM155 83V84H154ZM251 83H254V82H251ZM257 83V82H256ZM90 84V86L89 87H91V88H89V89H91V90H95V89H92V88H94V86L93 85H91ZM214 86H213V85ZM225 84V83H224ZM224 84H219L220 86L222 85V86H224ZM228 84V83H227ZM227 84H225V85H227ZM260 84V83H259ZM27 85V84H26ZM25 85V86H26ZM1 87H2V85H0ZM24 86V85H23ZM24 86V87H25ZM87 86H88V84H87ZM217 86H218V84H217ZM261 86V85H260ZM12 87V86H11ZM164 89H163V88ZM259 87V86H258ZM23 88V87H22ZM21 88V89H22ZM83 88V87H82ZM82 88H80V89H78L80 92L82 91ZM217 88V87H216ZM216 88H214V89H216ZM35 89V92L34 91H32V92H34V93H36L39 89H40V87L38 88V86L36 87V88H34ZM133 89V90H132ZM210 89V88H209ZM11 90V89H10ZM22 90H24V89H22ZM77 90V91H78ZM83 90H84V88H83ZM233 90V89H232ZM1 91H3V92H1ZM0 92H1V96H6V94H9L7 91V93H5L4 92V90L2 89ZM76 92V91H75ZM93 92H95V91H93ZM23 93H25V92H23ZM38 93V92H37ZM28 94V93H27ZM64 94H66V93H64ZM16 95V97L17 98H19L18 96ZM85 95V94H84ZM8 96V95H7ZM6 96V97H7ZM29 96V95H28ZM33 96H37V95H33ZM83 96V95H82ZM223 96V95H222ZM35 97H32V98H35ZM28 98V97H27ZM38 98V97H37ZM37 98H35L36 100H37ZM90 98H88V99H90ZM29 99V98H28ZM34 99V100H35ZM76 99V100H75ZM87 99V98H86ZM131 99L132 100H134V102L135 101H138V103H139V101H140V106H138L137 108H135L137 105H134L133 103H131ZM16 100V99H15ZM22 100V99H21ZM26 98L24 99V101L26 102ZM78 100V101H77ZM223 101H228L227 99H222ZM19 101V100H18ZM76 101H77V103H76ZM86 101H88L87 103H86ZM24 102V103H25ZM28 102H30L29 100H27V102L25 103V105H27V103ZM17 103H19V106H20V102H17ZM17 103H12V104H16V105H13L14 106V108L13 107H10V108H12V109H10V110H12V112L13 113H15V112H17V111H19V110H23V111H25L26 113H27V111L29 112V109H27V107H28V105L27 106H25V109H20V108H18L17 107V109L15 108V106H18V104ZM41 103V102H40ZM39 103V104H40ZM137 103V104H138ZM30 104V103H29ZM77 104H80L79 106H76ZM135 104H136V102H135ZM195 105H196V103H194ZM232 104V103H231ZM87 105H90V106H92V107H86ZM103 106V105H106L108 108H107V110L109 109V107H111V108H113L112 110H119L120 112H130L129 114H131V112H132V114L133 115H130V116H140L139 118L141 119V117H144V119L145 118H161V116H163V114H164V112H165V110L166 109H168L169 111H167V113L169 114L170 113V115H171V117H172V114H173V117H172V119L170 120H167L166 121V123H169V125H166L167 127H169V128H173V126H174V128L177 130V129H179L180 130V132L178 133V135H180L181 134V136H178L179 138V141L177 142L176 140V143H175V141L174 140H172V142H173V144H172V146L170 147V148H166L165 146H166V144L165 143H167V142H165L166 140H161V139H159V137H161V135L163 136V134H161V133H163V132H159V131H161V130H159L160 128H158L157 129V131H156V129H152V128H148V129H144V131H147L145 134L146 135H141V133L142 132H138V133H133L134 135H132V133H131V131L129 130V132H130V134H127L126 133V135H123V134H118V135H111L110 136V138H109V140H108V142L106 141V143H100L99 142V136H100V134H98V132H96L95 131V129L97 130L98 129V126H95V117H97L98 118V116H94L93 114H94V112L96 111V109H99L100 108V106ZM133 105L135 106L134 108H133ZM203 105V104H202ZM3 106H6V105H3ZM30 106V105H29ZM96 106V107H95ZM98 106V107H97ZM234 106V105H233ZM219 107H220V109H221V111L223 112V111H228L229 110V107H222V106H220L219 105ZM232 107V106H231ZM7 108V107H6ZM28 108H30V107H28ZM79 108V109H78ZM85 108H87V109H85ZM94 109V110H92V109ZM103 108V107H102ZM106 108V107H105ZM78 109V110H77ZM85 109V110H84ZM89 109H90V111H89ZM83 112H82V111ZM100 110H102V109H100ZM110 110V109H109ZM108 110V111H109ZM164 110V111H163ZM118 111V112H119ZM161 111H163V112H161ZM91 112H93V113H91ZM98 112L99 111H96L95 112V114H98ZM109 112H111V111H109ZM117 112V111H116ZM116 112H114V113H116ZM233 112V111H232ZM235 112V111H234ZM100 113V112H99ZM161 113H163V114H161ZM166 113V112H165ZM129 114H126V116L127 115H129ZM160 114H161V116H160ZM99 115V114H98ZM73 116H79V117H76V118H81L82 116H83V118L84 119H80L79 121H78V123H68V122H66V120L67 119H71V118H75V117H73ZM81 116V117H80ZM129 116V117H130ZM133 117H131V119H132ZM139 118H137L136 117V119H138L139 120ZM131 119H129V121L131 120ZM203 119H205V120H207L208 122H209V127L210 126H213V125H211V123L212 122H214V121H216V122H218V125H219V127L217 128V127H213V128H215L216 130L214 131V130H212L211 128H208V130L206 131V133L205 134H200V133H198V132H194V131H190L186 126H187V124H188V120H190L192 123H194V124H201L202 123V120ZM75 120H77V119H75ZM133 120H135V117H134V119ZM143 120V119H142ZM72 121H73V119H72ZM132 121V120H131ZM135 121H137V120H135ZM75 122V121H74ZM77 122V121H76ZM119 122V121H118ZM120 123V122H119ZM147 123V122H146ZM27 124H29V126L27 125ZM76 124V125H75ZM191 124V123H190ZM98 125V124H97ZM247 125V130H246V133H248V134H250L251 136L253 135V134H256L258 131H263V133H264V130H263V128H264V122L263 123H259V124H255V123H252V124H246ZM78 126H80V127H78ZM172 126V127H171ZM96 127V128H95ZM177 127V128H176ZM102 130V129H101ZM158 132V133H157ZM16 133H18L17 135H15ZM103 133V132H102ZM104 133H106V132H104ZM144 133V132H143ZM245 133V134H246ZM138 134V135H137ZM156 134H161L159 137H158V139L157 140H155L154 138H156L157 136H155ZM55 135V136H56ZM99 135V136H98ZM102 135V134H101ZM139 135H141L140 137H139ZM214 135H222L223 136V138L224 139H226L227 141H228V143L230 142V144H234L231 148H229V149H223V147L222 148H220L219 150H220V152H218L217 154L218 155H216L215 154V152H214V154L216 155V158H218V159H216L217 160V162H215V164L214 165H212L211 164V161H212V159L210 160V159H208V157L210 156L211 157V155H208V147H210V146H212V145H209V144H211V142H213L212 141V139H213V137H214ZM48 136V135H47ZM49 136H52V135H49ZM54 136V137H55ZM105 136V135H104ZM164 136H165V134H164ZM163 136V137H164ZM243 136H245V135H243ZM23 137V136H22ZM40 137V136H39ZM46 137V136H45ZM53 137V138H54ZM58 137H56V138H58ZM138 137V138H137ZM19 139H17V141H14V143L13 144H15V142H17V144L19 143V141L18 140H20V136L18 137ZM31 138V137H30ZM29 138V139H30ZM41 138V137H40ZM47 138V137H46ZM45 138V139H46ZM56 138H54V139H56ZM166 138V137H165ZM23 139V138H22ZM33 139V138H32ZM31 139V140H32ZM53 139V140H54ZM243 140L242 141H244V138H242ZM263 139H264V134H263ZM12 140H14V139H12ZM28 140V139H27ZM30 140V141H31ZM44 140V139H43ZM168 140V139H167ZM220 140H223V139H220ZM240 140V141H239ZM25 141V140H24ZM23 141V142H24ZM29 141V142H30ZM37 141L39 142V143H37ZM48 141V140H47ZM57 142L59 141V140H56ZM119 141L121 142V144L118 146L117 145V143H119ZM264 141V140H263ZM22 142V141H21ZM34 142H36V145H34L35 146V149H39V148H36L37 146L38 147H40V145H42L41 147H43V149H45L44 147L45 146H43L44 144H42L43 142H41V141H39V140H35V141H33V143ZM40 142H41V144H40ZM44 142H46L45 140H44ZM51 142V141H50ZM103 142V141H102ZM27 144H28V141L26 142ZM25 143V144H26ZM30 143H32V142H30ZM169 143V142H168ZM242 143H244V142H242ZM247 143H249V142H247ZM246 143V144H247ZM22 144V143H21ZM24 144V145H25ZM35 144V143H34ZM99 144V145H98ZM171 144V143H170ZM213 144V143H212ZM12 145V144H11ZM18 145H20V144H18ZM18 145H15V146H17V148H19V146ZM29 145V144H28ZM46 145V144H45ZM169 145V144H168ZM12 146H14V145H12ZM14 146V147H15ZM22 146V145H21ZM20 146V147H21ZM27 146V145H26ZM26 146H24V147H26ZM100 148L99 149V151H100V153L98 154V152H97V150L96 149H98V147ZM14 147H12V148H14ZM167 147H169V146H167ZM23 147H21V149H22ZM59 148H62L63 149V151H65L66 150V148H67V150H66V152H63L62 154H64V155H61V154H59V152H61L62 151V149H59ZM117 148V149H116ZM118 148H119V151H117L118 152V157L116 158V160H114V159H112L113 157V154H114V152L116 151V150H118ZM240 148V147H239ZM27 150H28V148H26ZM30 149L31 150H33L34 148H33V146H30ZM20 150V149H19ZM27 150H24V151H27ZM40 150V149H39ZM208 150V151H207ZM211 150V149H210ZM243 150V149H242ZM22 151V150H21ZM30 150H28V152H29ZM165 151V152H164ZM41 152V151H40ZM160 152L162 153L163 152V154H160ZM46 153V152H45ZM97 153V154H96ZM21 154H23V153H21ZM43 154H44V156H43ZM59 154V155H58ZM153 154H156V153H153ZM209 154H212V153H209ZM96 155V157H99V160H101V161H105V162H110L109 160H114V163H113V169H112V171H111V169H108V168H106V169H108V170H110V171H105L104 169H95V168H97L98 166H90L91 164H89V162H90V159H91V157H94ZM98 155V156H97ZM215 155H214V157H215ZM28 156V155H27ZM31 156V155H30ZM29 156V157H30ZM59 157H62V159H59ZM73 157V158H72ZM74 157H76V158H74ZM153 157H155V155L153 156ZM156 157H158V153H157V156ZM155 157V158H156ZM74 159V160H73ZM88 159H89V161H88ZM94 159H96V158H94ZM97 160V159H96ZM154 160H156V159H154ZM210 160V161H209ZM94 161V160H93ZM167 161V160H166ZM25 161H24V163H26ZM59 162L61 163V164H59ZM95 162V161H94ZM102 163V162H101ZM164 163V162H163ZM166 164H167V162H166ZM252 164V163H251ZM253 165V164H252ZM179 166V165H178ZM178 166H176V167H178ZM29 167H31V166H29ZM31 167V168H32ZM44 167V166H43ZM60 167V168H61ZM106 167V166H105ZM105 167H103V168H105ZM251 167V168H250ZM26 168H28V167H26ZM47 168V167H46ZM161 169H159L160 171L162 170V168L163 167H160ZM173 169L175 168V167H172ZM249 168L252 170H249ZM29 169V168H28ZM40 169V168H39ZM44 169V168H43ZM43 169H41V170H43ZM166 169V168H165ZM175 169H177V168H175ZM181 169V168H180ZM46 170H48V168L46 169ZM60 170V169H59ZM103 170V171H102ZM168 170H169V168H168ZM168 170L166 171H163V175L164 176H167V175H169L168 173H171V170H170V172H168ZM255 170V169H254ZM32 171V170H31ZM40 171V170H39ZM115 171V172H114ZM41 172V171H40ZM162 172V171H161ZM250 172H253V173H250ZM44 173V172H43ZM47 173V172H46ZM50 173V172H49ZM52 173H53V171H52ZM114 173V174H113ZM173 173V172H172ZM37 174V173H36ZM51 174V173H50ZM54 174V173H53ZM127 174V173H126ZM217 174V173H216ZM38 176L40 175V174H37ZM89 175V176H88ZM159 175H161V174H159ZM162 175V176H163ZM172 176H173V174H171ZM177 175V174H176ZM249 175V177H251ZM262 175H258L259 176V178H263L262 177ZM46 176H47V174H46ZM118 176V175H117ZM124 176H125V174H124ZM163 176V177H164ZM189 176V175H188ZM45 177V176H44ZM53 177V176H52ZM58 177H56V178H58ZM92 177V176H91ZM178 177V176H177ZM212 177V176H211ZM249 177L248 176H246V177H244L243 179H247V180H250V179H252V178H250L249 179ZM47 177H45V179H46ZM54 178V177H53ZM254 178H256V177H254ZM40 179V178H39ZM51 179V178H50ZM50 179H49V181H50ZM79 179H85L86 180V182L84 183V182H81V180H79ZM94 179V178H93ZM155 179V180H154ZM159 179V178H158ZM37 180V179H36ZM41 180H43V178L41 179ZM54 180V179H53ZM165 180H167V179H165ZM173 181L172 179H169V181ZM180 180V179H179ZM205 180V181H206ZM225 180H224V182H225ZM229 180H227V182L229 181ZM247 180H242V181H247ZM255 180H258V182H261L260 181V179H258V177L255 179ZM262 180V183H257V184H261L260 185V187L259 188H261L260 190H262V187L264 188V179H261ZM155 181V182H154ZM162 181V180H161ZM195 182H198V181H196V180H194ZM238 181V180H237ZM51 182V181H50ZM165 182H167V181H165ZM182 182H184V181H182ZM223 182V183H224ZM56 183V182H55ZM60 183V184H61ZM171 183V182H170ZM186 183V182H185ZM61 184V185H62ZM169 184V183H168ZM175 185H177V183L175 182L174 183ZM228 184V183H227ZM57 185H58V183H57ZM171 185H173V184H170L169 186H170V192H168L167 191V193H169V195H168V197H171V198H168L167 197V200L166 201H164V203L162 204V207H160L158 210H157V213H156V216H157V219H158V221H156V222H158L157 223V226L156 227H158V229L155 227L154 228V230H157V231H162V230H164V229H166V228H168L169 226H170V222H171V220L173 219V218H176V215L174 214V213H172L171 212V210H170V208H168V203L170 202L171 204H173V205H179V204H181V205H184V212L181 214L183 217V220L181 221L183 224H186L187 222H188V220L189 219H187L188 217L189 218H192L190 215L192 214V215H194V213H195V211H196V209H198L199 207V205H198V201H201V200H197V196L195 197L194 196V198H192V199H190L189 197L190 196H187V193L188 192H190V190H187V193L186 192H183L184 190H180V189H178L179 187H177V186H171ZM196 185V184H195ZM198 185V184H197ZM196 185V186H197ZM157 186V185H156ZM194 186V185H193ZM257 186H259V185H257ZM96 187H99V186H96ZM132 187V188H131ZM59 188V187H58ZM91 188V189H90ZM181 188V187H180ZM47 188L45 187V190H46ZM60 189V188H59ZM58 189V190H59ZM96 189H98V188H96ZM96 189H94L95 191H97ZM104 189V188H103ZM157 189H159V193H162V192H164V190H165V185L163 184V182H161L160 183V185L158 186V188ZM182 189V188H181ZM61 190V189H60ZM154 190V189H153ZM234 190V191H233ZM257 190V189H256ZM44 191V190H43ZM47 191V190H46ZM49 191V190H48ZM98 191L100 192V190L98 189ZM97 191V192H98ZM102 191H104V190H102ZM171 191L173 192V194L174 195H170V193H171ZM232 191V192H231ZM230 191V194H231V197H235V196H239L238 194H240V192L238 193L237 192V190H235V189H233L232 188V190ZM262 191H264V190H262ZM93 192H94V194H93ZM108 192V191H107ZM145 192V191H144ZM143 192V193H144ZM260 192V191H259ZM45 193H48V192H45ZM138 193H140L139 191H138ZM165 193V192H164ZM186 193V194H185ZM262 193H264V192H262ZM262 193H258V191L256 192V194H261L262 195ZM44 194V193H43ZM49 194H51V192L49 193ZM100 194V193H99ZM98 194V195H99ZM102 194H104V193H102ZM172 194V193H171ZM228 194V193H227ZM226 194V195H227ZM56 196H57V194H55ZM60 195V194H59ZM58 195V196H59ZM157 195V194H156ZM188 195H190V194H188ZM260 195V196H261ZM43 196V195H42ZM47 196V194L44 196V197H46ZM48 196H50V195H48ZM96 196V198H98L97 197V194L96 195H94V197ZM100 196V195H99ZM146 196V195H145ZM230 196V195H229ZM248 196H249V194H248ZM257 197H258V195H256ZM51 197H53V196H51ZM50 197V198H51ZM60 197V196H59ZM104 197V198H105ZM142 197V196H141ZM154 197V196H153ZM48 198V197H47ZM46 198V199H47ZM50 198H48V199H50ZM61 198H62V196H61ZM64 198V197H63ZM143 198V197H142ZM141 198V199H142ZM36 198H34V200H35ZM46 199H45V202H46ZM52 199V198H51ZM65 199V198H64ZM93 200H94V198H92ZM140 199V198H139ZM51 201V200H50ZM63 201H65V200H63ZM67 201H72V200H67ZM67 201H65V202H67ZM172 201V202H171ZM248 201H249V199H248V197L246 196L245 197V200H244V207L245 206H247V203H248ZM43 202V201H42ZM47 202H48V200H47ZM53 202H51V204H52ZM62 203V202H61ZM68 203V202H67ZM201 203V202H200ZM36 204H38V203H36ZM45 204V203H44ZM59 204H60V202H59ZM98 204H100V202L98 203ZM55 205H58V204H55ZM66 205V204H65ZM64 205V206H65ZM70 205V204H69ZM77 205V204H76ZM170 205V204H169ZM82 206H84V205H82ZM98 206V205H97ZM77 207V206H76ZM99 207H100V205H99ZM126 207H128L129 208V210H126V209H128V208H126ZM198 207V208H197ZM211 207V206H210ZM42 209V212H44V213H48V212H50V213H53L54 212V210L52 209H49V207L47 206V205H42V207H41ZM101 208V207H100ZM60 209V208H59ZM69 209V208H68ZM75 209V208H74ZM80 209V208H79ZM78 209V210H79ZM83 209V208H82ZM123 209V210H122ZM69 210H71V209H69ZM68 210V211H69ZM81 210V209H80ZM60 211V210H59ZM59 211H55L56 213L58 212V213H62L63 214V212L65 211V209L63 210L62 209V211L61 212H59ZM73 211H75V210H73ZM108 211H106V212H108ZM198 211V210H197ZM225 211V210H224ZM4 213H5V211H3ZM66 213L64 214V215H67V211H65ZM72 212V211H71ZM76 213H78L77 212V209H76V211H75ZM220 212V211H219ZM218 212V213H219ZM226 212V211H225ZM147 213V212H146ZM184 213L186 214V215H184ZM198 214H199V212H197ZM197 213H195V215L197 214ZM7 214V213H6ZM9 215H12V213H8ZM102 214H104V213H102ZM108 214H109V212H108ZM202 214V213H201ZM204 214V213H203ZM227 214V213H226ZM1 215H3V213L1 214ZM64 215H62V217L64 216ZM104 215H106V214H104ZM110 215H113L112 213L110 214ZM195 215H194V217L193 218H195ZM200 215V214H199ZM206 215V214H205ZM216 215V214H215ZM225 215V214H224ZM223 215V216H224ZM4 216V215H3ZM155 216V213H154V217H156ZM186 216V217H185ZM201 216V215H200ZM199 216V217H200ZM219 216H221V215H219ZM226 216V215H225ZM224 216V218L222 217V220L224 219L225 220V217ZM108 217H110V216H108ZM181 217V216H180ZM196 217H198V216H196ZM207 217V216H206ZM206 217H204V216H201L200 218H199V220L197 221V223H195L194 224V226H192V223H190L191 224V226L195 229V230H199V229H201L202 230V227H204V226H202V221H203V223H204V221H205V223H206V221H208V220H206ZM112 218V217H111ZM153 218V217H152ZM215 218V217H214ZM217 218H219V217H217ZM227 218H228V216H227ZM108 219V218H107ZM113 219V220H114ZM136 219V220H135ZM154 219V218H153ZM152 219V220H153ZM207 219H209V217H207ZM213 219V218H212ZM104 220V219H103ZM110 220V219H109ZM191 220V219H190ZM194 220V219H193ZM217 220V219H216ZM223 220V221H224ZM102 221V220H101ZM100 221V222H101ZM215 221V220H214ZM221 220H219L217 223H214V224H216L215 225V227H214V229L215 230H217L216 232H218V231H220V233H222L221 231H223V229H224V227L226 228V227H228V225H227V223H226V221H224L225 222V224H226V226H224L223 224H220L219 225V222H220ZM105 222V221H104ZM103 222V223H104ZM190 222H192V221H190ZM216 222V221H215ZM108 223V222H107ZM124 223V224H123ZM181 223V224H182ZM204 223V224H205ZM221 223H223V222H221ZM189 224V223H188ZM214 224H212L213 226H214ZM106 225H109V223L108 224H106ZM121 225V224H120ZM152 225V224H151ZM155 225V224H154ZM187 225V224H186ZM212 225H210V226H212ZM111 226H109V227H111ZM117 225H115V227H116ZM180 228V227H179ZM177 229V228H176ZM194 229L192 230V232L194 231ZM178 230V229H177ZM204 230H205V227H204ZM203 230V231H204ZM164 231H167V230H164ZM211 231V229L209 230V232ZM224 231H225V229H224ZM223 231V232H224ZM213 232V231H212ZM165 233V232H164ZM168 233H171V235L173 234L172 232H170V231H168ZM196 233V232H195ZM20 238H22V234L20 233ZM166 235V234H165ZM177 235V234H176ZM175 235V236H176ZM193 235H194V233H193ZM199 235V234H198ZM24 237V236H23ZM172 237V236H171ZM25 238V237H24ZM23 238V239H24ZM176 238V237H175ZM190 239H192V238H190ZM20 240H22V239H20ZM151 242H153V238H151ZM176 240V239H175ZM193 240V239H192ZM148 242H150V241H148ZM17 244H19V243H17ZM16 243L15 244H12L11 245V249H10V251L9 252H17L15 249H16V247L17 246H19V245H21V244H19V245H17ZM239 244V243H238ZM240 245V244H239ZM238 245V246H239ZM245 246V245H244ZM246 246H248V244L246 245ZM120 247H122V246H120ZM135 247H137V246H135ZM235 247H237V244H236V246ZM240 247V246H239ZM238 247V248H239ZM249 247V246H248ZM18 248V247H17ZM119 248V247H118ZM139 248V247H138ZM128 249H130V248H128ZM137 249V248H136ZM141 249V248H140ZM240 249H241V247H240ZM109 249L107 248L106 249V254L109 252H112V250L110 249L109 251H108ZM235 250H237V248H235ZM244 251V250H247V248H244V249H241V251ZM120 251V250H119ZM242 251V252H243ZM116 252V251H115ZM240 252V251H239ZM114 253V252H113ZM112 253V254H113ZM120 253V252H119ZM102 254V253H101ZM104 254V253H103ZM133 254V253H132ZM105 255V254H104ZM104 255H102V256H104ZM109 255V254H108ZM107 255V256H108ZM106 256V257H107ZM126 256V255H125ZM57 257H59V256H57ZM111 257V256H110ZM110 257H107L106 259L108 260V258H110ZM123 257V256H122ZM59 258H61V257H59ZM103 258V257H102ZM126 258V257H125ZM55 259V258H54ZM144 259H146V256H145V254H143V253H141L139 250H136V252L134 253V255L131 257V259H130V261H129V263L128 264H142V263H145L144 262ZM99 260L101 261V259L99 258ZM110 260V259H109ZM147 260V259H146ZM55 261H57V262H55ZM54 262H53V264L54 263H56V264H58L59 262L58 261H60V259H56ZM99 261V262H100ZM119 261V260H118ZM61 262V264L63 263V264H65L64 262H63V260L62 261H60ZM81 262V264H82V261H80ZM80 262L79 263H76V264H80ZM105 261H103V263H104ZM107 262H110V261H107ZM114 262V261H113ZM149 262V261H148ZM84 263H86V261H84L83 262V264ZM92 263L94 264V262L92 261ZM91 262H88V263H86V264H92ZM99 264H101V263H99ZM104 264H106V263H104ZM110 264V263H109ZM113 264V263H112ZM116 264H127L126 262H123V263H121V262H117ZM149 264H151V263H149ZM153 264V263H152Z\"/></svg>",
  "mask_w": 264,
  "mask_h": 264
}]
</instances>
